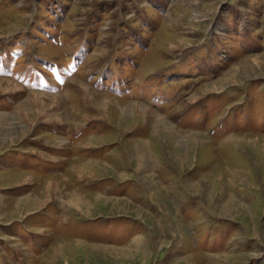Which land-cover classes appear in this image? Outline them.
<instances>
[{
  "label": "rangeland",
  "instance_id": "obj_1",
  "mask_svg": "<svg viewBox=\"0 0 264 264\" xmlns=\"http://www.w3.org/2000/svg\"><path fill=\"white\" fill-rule=\"evenodd\" d=\"M0 65V264H264V0H0Z\"/></svg>",
  "mask_w": 264,
  "mask_h": 264
},
{
  "label": "bare ground",
  "instance_id": "obj_2",
  "mask_svg": "<svg viewBox=\"0 0 264 264\" xmlns=\"http://www.w3.org/2000/svg\"><path fill=\"white\" fill-rule=\"evenodd\" d=\"M75 197H76V195H75ZM83 201H84V200H83ZM78 203H79V204H82V205H83V204H86V202H85V203H82V200H81V201L79 200Z\"/></svg>",
  "mask_w": 264,
  "mask_h": 264
},
{
  "label": "crops",
  "instance_id": "obj_3",
  "mask_svg": "<svg viewBox=\"0 0 264 264\" xmlns=\"http://www.w3.org/2000/svg\"><path fill=\"white\" fill-rule=\"evenodd\" d=\"M19 170V169H18ZM22 171H24V170H22ZM26 172H28V173H30L28 170H25ZM56 174V173H55ZM46 175V174H45ZM48 175V174H47ZM50 175V174H49ZM25 204V203H24Z\"/></svg>",
  "mask_w": 264,
  "mask_h": 264
},
{
  "label": "trees",
  "instance_id": "obj_4",
  "mask_svg": "<svg viewBox=\"0 0 264 264\" xmlns=\"http://www.w3.org/2000/svg\"><path fill=\"white\" fill-rule=\"evenodd\" d=\"M232 121V120H231ZM232 125V124H231Z\"/></svg>",
  "mask_w": 264,
  "mask_h": 264
}]
</instances>
